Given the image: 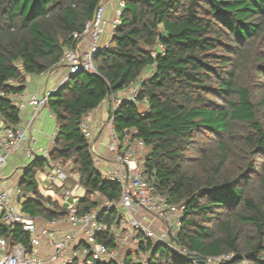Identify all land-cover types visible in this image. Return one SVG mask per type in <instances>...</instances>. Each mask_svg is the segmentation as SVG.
<instances>
[{
	"label": "trees",
	"instance_id": "obj_1",
	"mask_svg": "<svg viewBox=\"0 0 264 264\" xmlns=\"http://www.w3.org/2000/svg\"><path fill=\"white\" fill-rule=\"evenodd\" d=\"M101 1L0 0V90L21 92L24 74L55 69L75 46L70 35L84 30ZM124 1L109 48L95 58L97 71L72 75L49 99L58 125L51 160L70 161L85 189L78 215L120 194L93 165L83 117L153 68L141 86L148 108L123 100L113 114L115 131L123 138L137 130L150 187L185 205L180 245L202 257L235 253L219 264H264V0ZM20 114L0 96L6 124H18ZM50 166L34 159L19 184L26 193L22 210L33 218L65 213L58 198L40 192L37 173ZM116 213L100 219L111 224ZM1 236L27 247L31 239L22 225L3 222ZM96 238L115 246L109 230ZM139 248L148 253L146 262L132 263L127 255L126 264H194L147 238Z\"/></svg>",
	"mask_w": 264,
	"mask_h": 264
},
{
	"label": "built area",
	"instance_id": "obj_2",
	"mask_svg": "<svg viewBox=\"0 0 264 264\" xmlns=\"http://www.w3.org/2000/svg\"><path fill=\"white\" fill-rule=\"evenodd\" d=\"M124 8V0H102L93 19L86 23L84 30L73 32L70 35L75 46L64 52L55 69L44 72L63 73L61 82L55 88L47 89L42 93L28 89L17 93H6L0 90V96L12 100L20 113L29 107L32 109L30 119L24 123L19 122L16 125H8L4 121L0 123V177L10 156L20 150L27 153L30 162L39 157L43 158L51 166L45 170L48 187H44L40 192L44 196L56 198L58 188H61L57 198L65 209L64 214L46 220V223L40 226L37 218L28 216L22 210V203L26 199L25 192L19 187L16 188L15 194L10 192L0 179V222L11 227L20 224L31 235L28 247L22 243L10 244L7 238L1 236L0 264H97L98 261L111 260L126 264L127 256L122 259L121 248L127 245L129 239L130 244L133 243L136 246L127 253L131 256L132 263H145L148 253L139 248L140 235L142 238L150 239L153 243H163L183 256H190L194 264H202L200 262L202 260L204 264H219L222 260H231L235 257L234 252L221 256L202 257L179 244L177 237L181 221L185 216V205L171 204L166 194L154 192L150 187L145 177L142 159L139 158L140 154L138 155L146 147L144 142L135 136L137 130L133 128L123 138L115 131L113 114L123 100L137 101L142 108H148V99L141 98L144 77L131 83L125 89L126 97L123 94L121 96L113 94L105 99L111 106L110 115L105 122L109 134V142L106 145L108 158L103 157L94 138L91 122L94 110L83 117L81 130L89 143L94 167L102 173L103 178L117 183L120 187V194L117 198L102 202L84 215H78L77 212V204L80 200L75 190L81 186L78 183V177L72 179L74 175L64 165L65 160L52 161L50 149L39 146L38 139L32 132L35 120L44 109H48L54 117L49 108V99L69 81L72 75L82 71H97L95 58L109 48L113 32L121 23ZM109 9L112 10L113 17L110 22L111 33L108 34L106 13ZM160 50L164 48L160 46ZM28 76L24 74L26 79ZM9 83L19 85L14 79H11ZM55 127L56 136L58 125L56 124ZM71 179L76 181L75 185L70 189H65V184ZM114 209H117V213L113 223L110 224L100 219L103 213ZM148 215L162 220L164 229L157 232L148 220ZM122 223H127L129 226L128 236L116 235ZM107 230L115 234L114 247L96 238L97 233ZM43 245L49 250L44 254L40 253ZM243 264L247 262L244 261Z\"/></svg>",
	"mask_w": 264,
	"mask_h": 264
},
{
	"label": "crops",
	"instance_id": "obj_3",
	"mask_svg": "<svg viewBox=\"0 0 264 264\" xmlns=\"http://www.w3.org/2000/svg\"><path fill=\"white\" fill-rule=\"evenodd\" d=\"M108 16H106V19L108 21V27H106L107 32L110 31V23L109 21L113 17V12L111 9L108 10ZM105 39V38H104ZM152 68H148L144 74V78H147L152 73ZM63 73L61 72L59 74L54 73H41V74H34L29 75L26 79V89L35 91L38 93H42L47 89L55 88L62 80ZM126 90L119 92L117 95L121 96L123 94L124 97L127 96L125 93ZM126 94V95H125ZM110 103L108 101H103L102 104L94 109L92 115H91V122L93 126V132L95 133L96 142L99 151L103 155L104 158H108V151H107V143L109 142V134H108V128L105 126V122L108 119L110 115ZM32 109L31 107L27 108L21 113V123H24L28 121L31 117ZM53 119V120H52ZM3 119L0 116V123H2ZM54 124V127H53ZM55 117H52L50 114V111L48 109H44L39 117L35 120L34 126L32 129V132L36 135L38 139V145L43 148H49L51 149L54 143L55 139V126H56ZM30 163V158L28 157L27 153L24 150H20L10 156L8 163L4 167L2 173H1V182L6 186L10 192L15 194V190L17 187L20 188L19 184L22 179V175L26 169V166ZM109 164V161H108ZM109 166V165H108ZM76 178L78 176H75ZM73 177L72 179H74ZM69 180V182H72L73 186L75 185V180ZM37 180L39 184L40 190H42L44 187H48V184L45 180V171L39 172V175H37ZM43 184V185H42ZM66 185V184H65ZM66 187V186H65ZM61 188H58V193L56 197H59L58 194H60ZM76 195L78 196L79 200L84 196L85 189L82 186H79L75 190ZM50 194V193H47ZM26 197V193H25ZM15 203H17V200H15ZM148 220L151 221L152 226L155 225L156 229L157 227H160L161 220L155 219L153 216L148 215ZM39 225L43 226L46 223V220L43 218H37ZM157 220V221H156ZM159 221V222H158ZM154 228V227H153ZM127 229L126 224L122 223L120 228L116 231V235H123L124 230ZM162 227L159 231H162ZM128 236V235H127ZM127 248L130 246V239L127 240ZM46 246L43 245V247L40 250V253L44 254L47 253L49 250H46Z\"/></svg>",
	"mask_w": 264,
	"mask_h": 264
},
{
	"label": "rangeland",
	"instance_id": "obj_4",
	"mask_svg": "<svg viewBox=\"0 0 264 264\" xmlns=\"http://www.w3.org/2000/svg\"><path fill=\"white\" fill-rule=\"evenodd\" d=\"M112 1H113V0H112ZM108 12H109V11H107L106 16H108V15H107ZM110 22H111V20L109 21V23H110ZM106 27H108V23L106 24ZM111 29H112V27L110 26V31L108 32V34L111 33ZM143 77H144V76H143ZM52 120H53V119H52ZM53 127H54V124H53ZM93 134H94V137H96V135H95L94 132H93ZM95 140H96V138H95ZM146 151H147V149L145 148V150H144L143 152L138 153V155L140 154L139 158L143 159V157H144ZM63 163H64L65 166H67V167L71 170V172H72V174L74 175V177H75V176H78L77 173L74 171V169H73V167H72V163H71L70 161H63ZM37 175H39V172L37 173ZM75 178H76V177H75ZM76 179H77V178H76ZM42 185H43V184H42ZM65 186H66L65 189H66V188L70 189V188L73 186V184H72V182H69V183L67 182ZM56 198H57V197H56ZM156 221H157V220H156ZM158 222H159V221H158ZM125 224L127 225V229H125V230H124V231H125L124 234L121 235V236H123V237L127 236V235H128V232H129V226H128L127 223H125ZM153 227H154V229H155L157 232L160 230L161 227H162V229H164L163 221L161 220L160 227H157V229H156L155 225H154ZM139 237L142 238L141 235H140ZM126 246H128V245H126ZM126 246H124V247L121 248V250H122V252H121V253H122V259H124V257L127 256L128 251H130V250H132V249H135V247H136L133 243H131L130 246H129L128 248H127ZM46 250H48V248H46Z\"/></svg>",
	"mask_w": 264,
	"mask_h": 264
},
{
	"label": "water",
	"instance_id": "obj_5",
	"mask_svg": "<svg viewBox=\"0 0 264 264\" xmlns=\"http://www.w3.org/2000/svg\"><path fill=\"white\" fill-rule=\"evenodd\" d=\"M202 264H204V261L202 260V261H200Z\"/></svg>",
	"mask_w": 264,
	"mask_h": 264
}]
</instances>
